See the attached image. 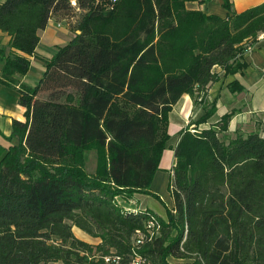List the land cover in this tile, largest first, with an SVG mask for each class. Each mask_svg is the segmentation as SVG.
I'll list each match as a JSON object with an SVG mask.
<instances>
[{"label":"trees","instance_id":"trees-1","mask_svg":"<svg viewBox=\"0 0 264 264\" xmlns=\"http://www.w3.org/2000/svg\"><path fill=\"white\" fill-rule=\"evenodd\" d=\"M207 1L0 3V32L9 37L7 54L0 46V85L15 90L25 110L23 122L12 121L17 143L0 160V264L128 256L151 216L157 234L137 248L149 264H264V138L227 135L232 113L197 128L215 113L209 86L246 68V53L264 33V4L225 18L185 6ZM223 7L229 11L227 0ZM58 11L66 23L70 11L80 13L73 38L41 59L35 87L19 83ZM227 87L243 90L237 81ZM182 95L204 114L174 148L166 220L120 207L117 198L134 194L160 201L149 188ZM88 151L96 153L92 174L84 168ZM73 227L99 242L77 239Z\"/></svg>","mask_w":264,"mask_h":264},{"label":"crops","instance_id":"crops-1","mask_svg":"<svg viewBox=\"0 0 264 264\" xmlns=\"http://www.w3.org/2000/svg\"><path fill=\"white\" fill-rule=\"evenodd\" d=\"M3 0H0L2 3ZM229 11L223 7V0H209L203 5L195 2L186 3L189 10H200L206 15H215L225 18L232 13L239 14L250 8L264 4V0H227ZM68 23L65 22L67 14L64 12H55L49 18L45 29L40 33L39 43L35 50V55L29 57V70L21 78L19 83L28 87H35L44 73L42 58H50L55 55L58 48L66 45L74 36L72 27L80 13H74ZM69 13V14H70ZM60 24V27H57ZM77 33V32H76ZM9 37L0 32V46L5 54L9 52ZM244 60L246 68L234 75L222 77L217 82L211 84L206 93V102H214L215 113L207 123L198 125V129L208 128L216 123L225 114L232 113L228 124L227 135L233 136L235 132L242 133L258 132L259 136L264 138V38L258 39L255 45L246 53ZM237 81L243 90L239 93H231L228 85ZM18 93L4 85H0V160L4 151L8 147L17 143L16 139L11 137L12 121H24V108L18 104ZM202 106L195 105L188 95H182L179 101L173 106L168 115V135L169 140L161 154L158 170L154 173L150 184V192L162 200H165L171 209L173 207L172 198L168 191V186L174 167V148L178 143L180 134L186 129H193L196 122L203 116ZM134 203L129 207L137 210H149L161 218L154 209L141 204L142 197H148L142 194H134ZM75 230L80 234H76ZM73 235L88 244L96 245L99 241L90 238L77 228H72ZM92 239L95 243L89 242Z\"/></svg>","mask_w":264,"mask_h":264},{"label":"built area","instance_id":"built-area-1","mask_svg":"<svg viewBox=\"0 0 264 264\" xmlns=\"http://www.w3.org/2000/svg\"><path fill=\"white\" fill-rule=\"evenodd\" d=\"M111 3L115 0H109ZM72 6H75V2H71ZM60 24H57V27H60ZM264 38V33L258 36V39ZM257 39V40H258ZM157 224L153 216H151L144 225V233L136 232V237L133 243V248L131 253L128 256H118V255H105V256H96L97 261L100 260L102 264H149L145 257L137 252V248L143 244L145 240H150L154 237L157 232Z\"/></svg>","mask_w":264,"mask_h":264},{"label":"rangeland","instance_id":"rangeland-1","mask_svg":"<svg viewBox=\"0 0 264 264\" xmlns=\"http://www.w3.org/2000/svg\"><path fill=\"white\" fill-rule=\"evenodd\" d=\"M84 157H85V160H84L85 171L89 174L94 173L95 165H96V153L94 151H88L84 153ZM116 201L118 205L122 208L137 210L136 208L129 207V204H131L134 201V197H132L129 200L117 198ZM141 204L146 207H150L154 209L155 212L161 217L162 220H166L167 210H169L170 208L165 200H162L160 198V201H159L152 197H142ZM75 233L80 234L79 232H77V230H75ZM87 240H89V242L95 243V241L90 238Z\"/></svg>","mask_w":264,"mask_h":264},{"label":"water","instance_id":"water-1","mask_svg":"<svg viewBox=\"0 0 264 264\" xmlns=\"http://www.w3.org/2000/svg\"><path fill=\"white\" fill-rule=\"evenodd\" d=\"M77 33H79V32H77Z\"/></svg>","mask_w":264,"mask_h":264}]
</instances>
